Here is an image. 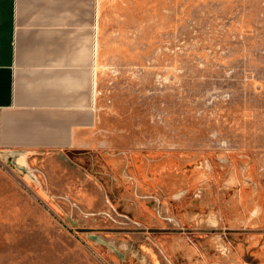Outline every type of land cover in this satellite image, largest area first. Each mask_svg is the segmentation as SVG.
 <instances>
[{"label": "rangeland", "instance_id": "374dc122", "mask_svg": "<svg viewBox=\"0 0 264 264\" xmlns=\"http://www.w3.org/2000/svg\"><path fill=\"white\" fill-rule=\"evenodd\" d=\"M99 142L0 156V264H264V0H107Z\"/></svg>", "mask_w": 264, "mask_h": 264}, {"label": "crops", "instance_id": "0c3cea01", "mask_svg": "<svg viewBox=\"0 0 264 264\" xmlns=\"http://www.w3.org/2000/svg\"><path fill=\"white\" fill-rule=\"evenodd\" d=\"M107 0H0V156L98 148Z\"/></svg>", "mask_w": 264, "mask_h": 264}]
</instances>
